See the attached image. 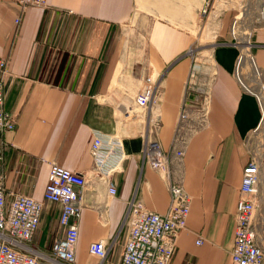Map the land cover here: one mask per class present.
<instances>
[{
    "label": "crops",
    "instance_id": "0c3cea01",
    "mask_svg": "<svg viewBox=\"0 0 264 264\" xmlns=\"http://www.w3.org/2000/svg\"><path fill=\"white\" fill-rule=\"evenodd\" d=\"M215 1L47 0L45 6L20 11L16 0H0V56L7 58L2 104L15 119L14 128L1 134L4 193L7 198L22 193L42 201L38 225L23 242L24 251L44 264H98V257L88 251L89 242L116 236L101 264H118L127 233L123 215L131 194L148 208L165 211L169 202L165 179L141 164L142 138L136 124L124 122L122 112H133L127 81L124 89L120 87L128 93L119 96L120 113L115 112L113 100L126 61L122 25L138 12L149 16L145 71L139 69V76H134L140 79L137 89L145 75L157 79V102L151 111L159 115L157 138L168 150L178 111L186 101L184 82L191 63L187 50L198 41L194 29L203 21L199 10ZM222 10L216 17L215 42L230 39L229 21L235 12ZM254 16L256 24H247L252 42L248 50L263 84L261 101L232 75L238 47L213 42L203 120L188 133L181 161H171L190 199L185 227L175 236L167 264H229L241 168L249 155L244 138L260 121L253 134L261 159L254 217L264 252V19L258 12ZM253 86L257 91L256 82ZM188 115L183 127L192 124V112ZM121 123L127 128L120 131ZM131 125L134 131L128 129ZM113 131L122 136L125 157L112 174L116 193L108 196L105 183L92 172L88 146L94 133ZM50 162L85 172L87 180L80 192L72 262L48 258L62 231L58 205L43 199ZM199 237L202 241L196 244Z\"/></svg>",
    "mask_w": 264,
    "mask_h": 264
},
{
    "label": "built area",
    "instance_id": "2783aa9c",
    "mask_svg": "<svg viewBox=\"0 0 264 264\" xmlns=\"http://www.w3.org/2000/svg\"><path fill=\"white\" fill-rule=\"evenodd\" d=\"M46 4L47 0H16L20 11L30 5L45 6ZM206 5L203 4L200 7V13H206ZM20 13L14 17L15 25L20 21ZM258 16L264 18V2L258 9ZM228 30L230 39L237 41L238 23L235 16H232ZM223 43L233 45L230 40ZM251 45L252 42L248 40V47ZM192 49L190 47L187 50L191 61ZM250 55L254 65L253 56ZM6 62L7 58L0 56V157L1 134L4 130L13 129L15 123L13 114L6 110L2 104ZM239 62L240 54L238 52L235 56L232 75L244 89L254 95L259 103L263 93L259 72L255 68L252 70L258 76L257 91H255L252 87L244 86L240 81L238 77ZM191 75L190 63L184 82L185 92L191 88L189 85ZM156 87L157 79L149 74L145 75L142 85L131 96L132 103L141 110L138 114H142L133 123L136 124V132L142 138L139 150L141 164L146 163L150 168L163 175L169 202L164 212H157L145 206L140 199L135 197L134 192L131 194L126 202L123 215V221L127 222V233L118 264H167L174 246L175 236L180 229L185 227V219L189 210L190 196L182 188V177L179 173H174L168 166V158L161 149L157 138L160 119L151 111L157 102ZM122 113L128 114L127 112ZM204 113L196 124L183 127V121H187L189 115L188 112H183L182 108L179 109L176 126L169 144V148L174 150L175 157L179 162L188 133L202 122ZM258 125L259 123L244 138L249 155L241 168L229 264H264L263 245L258 237L254 217L261 170V159L253 142V134ZM88 151L92 158V172L105 183L106 194L114 195L116 184L112 179V174L120 169L122 159L125 157L122 149V136L115 131L104 134L96 132L92 136ZM86 182L85 172L65 168L56 162L49 163L47 179L43 188V199L58 205L57 224L62 230L51 244V254L48 258L53 262L56 259L65 262L73 261L77 238V219L81 208L80 192ZM41 209L42 201L26 194L14 193L7 198L4 193L3 175L0 171V264H44L36 255L23 250V242L31 238L38 225ZM115 237L107 240L99 238L89 242L88 251L98 257V264L102 263ZM195 242H200V238Z\"/></svg>",
    "mask_w": 264,
    "mask_h": 264
},
{
    "label": "rangeland",
    "instance_id": "374dc122",
    "mask_svg": "<svg viewBox=\"0 0 264 264\" xmlns=\"http://www.w3.org/2000/svg\"><path fill=\"white\" fill-rule=\"evenodd\" d=\"M262 0H216L214 5L208 4L206 5V13L203 14V21L194 29L195 33L198 35V41L196 39L195 45H192V61H191V73L190 76V87L188 92H186V101L185 104L183 103L181 108L183 112H192L191 123L196 124L198 120L202 117L203 112H205V98L204 95L206 94L207 86L209 83L210 78V64H211V56L209 47H211L214 43H223L217 40L216 42L212 38L209 37L210 34L207 33L208 28H206L207 19H210L209 15L211 13H215L216 17L221 13L223 7L226 10L235 12L233 16L239 17L242 15L239 14H247L249 17H246L242 20V30L249 31L247 24L252 27V25L256 24L255 21V14L257 12V7L260 6ZM211 9V10H210ZM244 9V10H243ZM219 13V14H218ZM206 15V17H205ZM237 16V17H238ZM254 16V18H253ZM148 15L145 13L138 12L133 20L130 18L125 21L122 25L125 41H124V48H125V65L123 73H120L123 79V82L119 85L118 89L116 90V101L113 100V103H116L115 112L118 114L120 113L119 109V96L123 93H128L127 91H122L120 86L123 85V89L125 86V82L127 86L131 88V92L133 93L140 85V79L138 81V77L134 76L137 74L139 69L143 72L145 71V59H144V44H145V34L147 31V24H148ZM215 17V21H216ZM232 18V17H231ZM260 19V18H259ZM231 20V19H230ZM249 20V21H248ZM217 23V21H216ZM230 23V21H229ZM240 23L239 21L237 22ZM245 24V25H243ZM216 28V26H215ZM215 28L213 31H215ZM229 29V27H228ZM229 33V30H228ZM215 34V33H214ZM230 36V35H229ZM230 42H234L233 39H228ZM219 41V42H218ZM126 75V76H125ZM136 88V89H135ZM132 93L128 95L130 100L131 110H133V114H136L138 111L135 109L130 96ZM130 113V112H127ZM119 116V115H117ZM120 118V117H119ZM119 121V120H118ZM124 122H131V120H125ZM130 124V123H129ZM132 126V125H131ZM118 128L120 131L122 130V123L119 124ZM127 128L126 126H124ZM123 128V129H125ZM128 129L134 131L135 126L129 127ZM191 129V127H190ZM128 130V131H130ZM188 133V132H187Z\"/></svg>",
    "mask_w": 264,
    "mask_h": 264
},
{
    "label": "bare ground",
    "instance_id": "6f19581e",
    "mask_svg": "<svg viewBox=\"0 0 264 264\" xmlns=\"http://www.w3.org/2000/svg\"><path fill=\"white\" fill-rule=\"evenodd\" d=\"M262 2V1H261ZM260 5V4H259ZM259 7L260 6H258L257 7V12H258V9H259ZM244 10V9H243ZM239 15H242V16H238V15H236V20H237V22L239 21L240 23L238 24V32H237V38H238V40L237 41H235L234 40V42H232V44L233 45H238L237 47H238V49H239V54H240V62H239V65H238V69H239V71H238V77H239V79H240V81L242 82V84L244 85V86H249V87H254L253 86V84L255 83V82H257V80H258V76H256L255 74H254V72L252 71L254 68L259 72V70H258V68H257V66H256V64H255V62H254V65H253V62H252V60H251V51L249 52V50H248V37H249V31H243L242 30V27H241V25H242V20L243 19H245L246 17H249V15H247V14H239ZM238 16V17H237ZM209 17H210V19H207L208 21H207V23H206V28H208V30H207V33L208 34H210L209 35V37H211L212 38V36L214 37V33H215V31H213V29L215 28V26H216V21H215V17H216V15H215V13L213 14V13H211L210 15H209ZM260 19H264V18H262V17H260ZM243 25H245V24H243ZM240 66H241V70H240ZM240 72V73H239ZM247 82L249 83V85L247 84ZM204 98H205V104H206V94L204 95ZM262 99L264 100V96L262 97ZM261 101V99L259 100V102ZM134 105V104H133ZM263 105H264V103L263 102H261V108H262V111H263ZM134 107H135V109L138 111V112H141V110L137 107V106H135L134 105ZM154 107H156V105H154L153 106V108ZM152 108V109H153ZM138 112L136 113V114H133V113H128V114H126L125 115V118H127V120L128 119H137V118H139V116H141L142 114H138ZM263 114V113H262ZM157 116H159L158 114H156ZM262 117H263V115H262ZM262 120V119H261ZM263 121H264V119H263ZM260 123H261V121H260ZM259 123V124H260ZM259 126V125H258ZM258 128V127H257ZM257 128H256V130H257ZM255 130V131H256ZM185 145H186V143H185ZM185 145H184V147H183V153H184V148H185ZM161 149L165 152V154H166V156H167V158H168V166L170 167V168H172V163H171V161L172 162H179V160H177V158L175 157V154H174V150L173 149H171V148H169L168 150H165V149H163V147L161 146ZM183 153H182V156H183ZM182 188H183V185H182ZM183 190L184 191H186L184 188H183ZM116 193V192H115ZM189 195V194H188ZM113 196V195H112ZM189 199H190V197H189ZM79 218V217H78ZM78 220V219H77ZM200 238V242L202 241V239H201V237H199ZM198 238V239H199ZM200 242H198V243H196V244H199Z\"/></svg>",
    "mask_w": 264,
    "mask_h": 264
}]
</instances>
